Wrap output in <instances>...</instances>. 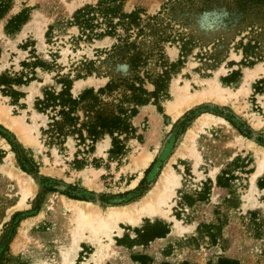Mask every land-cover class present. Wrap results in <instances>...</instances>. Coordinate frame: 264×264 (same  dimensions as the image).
<instances>
[{
  "label": "rangeland",
  "instance_id": "374dc122",
  "mask_svg": "<svg viewBox=\"0 0 264 264\" xmlns=\"http://www.w3.org/2000/svg\"><path fill=\"white\" fill-rule=\"evenodd\" d=\"M95 1L0 0V71L7 66L0 72L7 78L0 86V109L6 115L0 112V264H61L57 251L66 246L77 226L76 216L63 207L60 195L67 196L63 192L106 207L131 203L152 187L167 164L181 180L169 215L187 230L168 235L172 220L143 217L138 226L118 221L122 232L114 239L121 254L106 264H218L220 260L264 264V170L255 180L258 188L250 190L258 166L254 150L264 147V75L255 79L248 95L235 93L224 101L212 95L185 107L176 96L183 88L196 94L214 78L235 92L246 68L264 67V0H221L203 11L186 7L164 14L156 33L166 36L161 55L152 54L137 69L146 102L120 99V91L102 96L124 108L131 129L117 134L113 143L107 134L94 142L72 134L50 139L42 131L48 118L35 108L43 90H59L57 81L65 78L73 94L77 81L79 91L97 89L108 80L107 73L126 74L125 66L109 68L102 63V49L111 45V38L80 37L71 24L76 8ZM169 1L121 0L118 10L137 12L143 25ZM162 72L163 81L153 92V82ZM173 103L181 110L176 117V110L169 108ZM204 112L230 119L237 128L231 124L232 128L198 130L194 169L192 156L186 149L181 154L178 145ZM190 115L194 117L186 120ZM256 118L261 120L259 126ZM12 119L28 125V144L11 126ZM238 134L241 139H236ZM154 150L131 188L140 154ZM17 177L31 182V192L20 207L24 182ZM49 186L54 190H45ZM93 250L83 242L76 261H84Z\"/></svg>",
  "mask_w": 264,
  "mask_h": 264
},
{
  "label": "trees",
  "instance_id": "16d2710c",
  "mask_svg": "<svg viewBox=\"0 0 264 264\" xmlns=\"http://www.w3.org/2000/svg\"><path fill=\"white\" fill-rule=\"evenodd\" d=\"M120 1L96 0L93 4L85 3L73 11L71 24L77 28L80 37L111 38L113 40L111 45L102 49L105 55L102 63L109 68L117 65L125 66L126 74L122 76L116 73L117 77H112L107 73L104 76L109 78L103 86L97 89L85 87L75 95L70 92V80L65 78L57 81L61 85L59 90H43L42 96L36 98L35 108L45 113L48 118L46 129L42 131L47 132L50 139L72 134L78 139L87 138L90 142H94L98 137L107 134L113 143L117 134L127 133L131 127L124 117V108L118 102L108 101L102 96L120 91L122 95L120 99L127 98L134 104L145 103L146 99L142 96L146 91L138 84L140 77L137 69L146 64L152 54L161 55L160 44L166 36L156 33L162 16L172 14L177 8L184 10L187 7L188 11H203L220 4L221 0H170L168 6L162 8V12L149 16L143 25L139 24L140 17L137 12H119ZM163 78V72L158 74L156 82H153V92L161 85ZM6 80L7 78L0 74V85ZM193 117L194 115H190L186 120H191ZM226 120L235 126L233 121ZM238 131L247 135L244 130L238 129ZM45 190L52 191L54 188L49 186ZM63 193L71 198H80ZM141 194L140 192L137 196ZM218 264H236V262L220 260Z\"/></svg>",
  "mask_w": 264,
  "mask_h": 264
},
{
  "label": "bare ground",
  "instance_id": "6f19581e",
  "mask_svg": "<svg viewBox=\"0 0 264 264\" xmlns=\"http://www.w3.org/2000/svg\"><path fill=\"white\" fill-rule=\"evenodd\" d=\"M31 1L33 2L35 0ZM107 39L108 38L105 40ZM263 75V66L246 68L243 76L234 86V89L236 90L235 92H232L228 86L220 85L215 78L207 81L206 83H208V86L196 94H188L187 88H183L181 92H178L176 89L177 83H174L173 90L178 92L176 96H180L184 100L185 107H189L212 95L215 96L216 99L224 101L228 100L235 93L247 94L252 91V84L254 83L255 79ZM90 80L91 79H89V81ZM79 87L80 81L75 82V85L72 88L73 94H77L79 92ZM169 106V108L173 107L174 110H176V104L173 103ZM0 112L2 113L3 111L0 109ZM180 113L181 110H176L174 117ZM2 114L6 116L4 112ZM260 123L261 120L257 119L255 125L259 126ZM10 124L12 127L14 126L17 129V132L20 133L23 141L27 143L29 141V136L27 135L28 125L26 126V123L24 124L21 120L15 119H12ZM221 126L232 128V125L225 118L204 112L198 115L186 129L182 139L180 140V145H178V150H182V152L180 151L181 154L189 153L192 156L191 163L193 164L194 169L198 164V160L193 159L194 157H197V154L194 150L195 138L198 134V130H203L204 127ZM241 136V134H238L236 139H241ZM107 139H109L108 136ZM251 145L253 146L252 143ZM258 149L259 151H257ZM258 149L254 150L256 155L255 157L258 161V166L250 179V190L258 188L255 184V180L264 170V147H260ZM184 151H186V153ZM155 152V150L147 152L142 151L139 161L133 168L134 171H137V176L131 181V188L137 185L138 181L143 175L144 169L151 162ZM17 180L19 183L22 182V184L24 182V184L21 185L23 197L18 202V206L20 207L24 203V198L31 192L29 189L31 182L27 179L25 182L20 177H17ZM180 186L181 180L178 171L167 164L161 169V172L157 177V180L153 183L152 187L148 189L142 197L131 203L106 207L100 206L97 203H92L90 201L76 200L65 195H60L63 207L77 218V226L76 228L74 227L73 231L71 232L68 243L66 246L57 251L61 264H106V260L114 258L118 254L120 255L121 253L119 252L122 248L115 243L114 239L116 235H121L122 232V229L116 226V222L118 221L126 222L132 226H138L142 222L143 217H147L151 221L155 219L172 220L173 223L171 224V229L168 235L180 234L187 230L186 227L180 224V221L174 218V216L169 215L171 205L174 203L173 197L175 196L176 189H178ZM114 228H117L118 234L114 233ZM85 241L90 243L94 250L84 261L77 262L76 258L78 256L79 250H81V244Z\"/></svg>",
  "mask_w": 264,
  "mask_h": 264
},
{
  "label": "crops",
  "instance_id": "0c3cea01",
  "mask_svg": "<svg viewBox=\"0 0 264 264\" xmlns=\"http://www.w3.org/2000/svg\"><path fill=\"white\" fill-rule=\"evenodd\" d=\"M5 21H7V20H5ZM15 46H17V43L15 44ZM15 48H17V47H15ZM11 63H12V62L9 61L8 66H10ZM6 67H7V66H4V67L1 69V71L3 72V71L6 69ZM1 71H0V72H1ZM4 84H5V83H4ZM0 86H3V84H1ZM30 217H32V216H28V217H26V218H30ZM133 262H134V264H144V263H141L140 261H133ZM147 264H148V263H147Z\"/></svg>",
  "mask_w": 264,
  "mask_h": 264
}]
</instances>
